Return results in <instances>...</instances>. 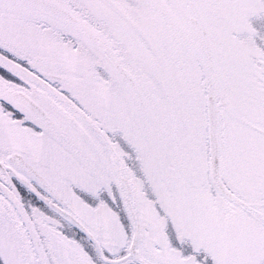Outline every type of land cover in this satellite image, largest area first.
I'll list each match as a JSON object with an SVG mask.
<instances>
[{
  "label": "snow or ice",
  "instance_id": "6c2138e0",
  "mask_svg": "<svg viewBox=\"0 0 264 264\" xmlns=\"http://www.w3.org/2000/svg\"><path fill=\"white\" fill-rule=\"evenodd\" d=\"M0 264H264V0H0Z\"/></svg>",
  "mask_w": 264,
  "mask_h": 264
}]
</instances>
